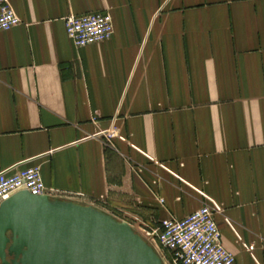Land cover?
Masks as SVG:
<instances>
[{
  "label": "crops",
  "instance_id": "obj_1",
  "mask_svg": "<svg viewBox=\"0 0 264 264\" xmlns=\"http://www.w3.org/2000/svg\"><path fill=\"white\" fill-rule=\"evenodd\" d=\"M8 2L0 171L39 166L56 199L151 226L207 195L236 264H264V0ZM90 12L114 34L76 47L65 18Z\"/></svg>",
  "mask_w": 264,
  "mask_h": 264
},
{
  "label": "water",
  "instance_id": "obj_2",
  "mask_svg": "<svg viewBox=\"0 0 264 264\" xmlns=\"http://www.w3.org/2000/svg\"><path fill=\"white\" fill-rule=\"evenodd\" d=\"M1 264H164L126 221L21 190L0 205Z\"/></svg>",
  "mask_w": 264,
  "mask_h": 264
},
{
  "label": "built area",
  "instance_id": "obj_3",
  "mask_svg": "<svg viewBox=\"0 0 264 264\" xmlns=\"http://www.w3.org/2000/svg\"><path fill=\"white\" fill-rule=\"evenodd\" d=\"M21 22L8 0H0V32L10 30ZM65 27L76 47L105 42L115 31L113 16L102 12L70 14L65 18ZM102 135L108 140L124 139L116 127L102 131ZM21 190L34 195L46 194L51 198L58 196V192L47 188L39 166L25 169L10 167L0 171V205ZM204 196L209 202L184 217L163 219L159 228L151 233L164 254L153 243L150 244L164 264H236V255L225 247L215 218L216 214L222 213V208L207 195ZM226 221L231 225L229 219Z\"/></svg>",
  "mask_w": 264,
  "mask_h": 264
},
{
  "label": "rangeland",
  "instance_id": "obj_4",
  "mask_svg": "<svg viewBox=\"0 0 264 264\" xmlns=\"http://www.w3.org/2000/svg\"><path fill=\"white\" fill-rule=\"evenodd\" d=\"M117 218L119 220H126L123 219L121 216L116 215ZM130 225L134 228V230L140 234L144 239H146L149 243H153L159 250L160 253L164 254L161 246L158 244V242L156 240H154L151 236V233H153L154 229H158L160 225H156V226H151V224H146V223H141L139 224V222L135 219L130 221ZM1 264V261H0ZM166 264H170V263H166Z\"/></svg>",
  "mask_w": 264,
  "mask_h": 264
}]
</instances>
